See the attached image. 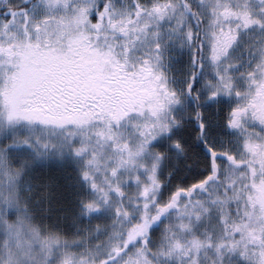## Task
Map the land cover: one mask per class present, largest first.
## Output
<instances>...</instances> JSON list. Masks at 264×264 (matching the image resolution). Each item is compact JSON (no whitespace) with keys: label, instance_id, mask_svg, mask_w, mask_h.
<instances>
[{"label":"snow or ice","instance_id":"snow-or-ice-1","mask_svg":"<svg viewBox=\"0 0 264 264\" xmlns=\"http://www.w3.org/2000/svg\"><path fill=\"white\" fill-rule=\"evenodd\" d=\"M0 264H264V0H0Z\"/></svg>","mask_w":264,"mask_h":264}]
</instances>
